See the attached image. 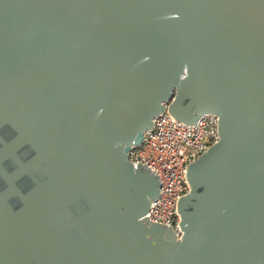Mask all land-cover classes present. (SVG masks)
Wrapping results in <instances>:
<instances>
[{"label": "water", "instance_id": "95a60500", "mask_svg": "<svg viewBox=\"0 0 264 264\" xmlns=\"http://www.w3.org/2000/svg\"><path fill=\"white\" fill-rule=\"evenodd\" d=\"M166 103L214 113L178 238L127 158ZM0 264H264V0H0Z\"/></svg>", "mask_w": 264, "mask_h": 264}, {"label": "built area", "instance_id": "2783aa9c", "mask_svg": "<svg viewBox=\"0 0 264 264\" xmlns=\"http://www.w3.org/2000/svg\"><path fill=\"white\" fill-rule=\"evenodd\" d=\"M213 116L214 113H204L196 122L186 123L171 114L166 103L152 117L151 126L144 131L141 143L132 146L127 154L129 161L146 166L159 182L160 194L154 205L149 206L147 219L172 228L177 238L173 201L186 195L185 162L215 142Z\"/></svg>", "mask_w": 264, "mask_h": 264}]
</instances>
